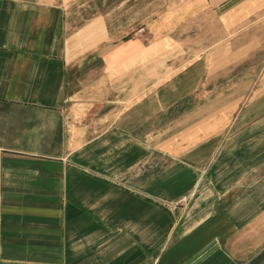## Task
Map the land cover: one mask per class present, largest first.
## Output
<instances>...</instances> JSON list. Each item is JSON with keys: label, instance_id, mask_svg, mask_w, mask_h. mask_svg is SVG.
I'll use <instances>...</instances> for the list:
<instances>
[{"label": "crops", "instance_id": "1", "mask_svg": "<svg viewBox=\"0 0 264 264\" xmlns=\"http://www.w3.org/2000/svg\"><path fill=\"white\" fill-rule=\"evenodd\" d=\"M181 8L0 0V264H264V0Z\"/></svg>", "mask_w": 264, "mask_h": 264}, {"label": "rangeland", "instance_id": "2", "mask_svg": "<svg viewBox=\"0 0 264 264\" xmlns=\"http://www.w3.org/2000/svg\"><path fill=\"white\" fill-rule=\"evenodd\" d=\"M189 0H86L89 3V9L86 11V15L104 12L108 15L109 21L112 25L116 26L120 31H129L135 28V32L140 34L145 33V21L149 18H153L164 14L166 11L176 12L182 16L183 19H188L186 10L182 9L183 3ZM221 9H224L222 7ZM211 14L206 11L207 22L211 19ZM228 20V19H227ZM225 20L221 21V32L226 36L231 32L228 25L223 24ZM200 20L188 19L183 22V27L186 28L190 34L188 41H184V46H179V51L183 53L186 52H196L197 47L200 44H204L207 40H203L204 33H202L203 25L199 24ZM142 29V30H141ZM232 32L237 31L239 34V39L236 43L240 46L245 40V25H239L237 28L234 26ZM236 29V30H235ZM218 31V26L213 24L206 25V37H208L213 32ZM200 33V34H199ZM242 34V35H241ZM187 32L182 34V38H187ZM183 48V50H182ZM184 58H188L187 56Z\"/></svg>", "mask_w": 264, "mask_h": 264}, {"label": "built area", "instance_id": "3", "mask_svg": "<svg viewBox=\"0 0 264 264\" xmlns=\"http://www.w3.org/2000/svg\"><path fill=\"white\" fill-rule=\"evenodd\" d=\"M142 30V29H141Z\"/></svg>", "mask_w": 264, "mask_h": 264}]
</instances>
